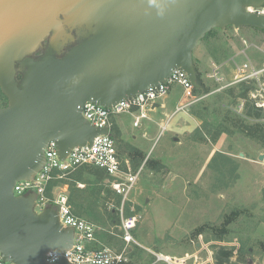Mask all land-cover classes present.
Returning a JSON list of instances; mask_svg holds the SVG:
<instances>
[{"label":"water","instance_id":"1","mask_svg":"<svg viewBox=\"0 0 264 264\" xmlns=\"http://www.w3.org/2000/svg\"><path fill=\"white\" fill-rule=\"evenodd\" d=\"M263 5L264 0H0V91L7 99L0 107L2 259L90 264L64 257L45 261L47 250L72 246L74 230L62 226L53 205L36 212V192L16 195L15 182L40 171L50 140L63 159L71 148L109 133L83 116L85 102L109 107L164 82L177 68L197 87L198 42L228 25L264 30V14L249 9Z\"/></svg>","mask_w":264,"mask_h":264},{"label":"rangeland","instance_id":"2","mask_svg":"<svg viewBox=\"0 0 264 264\" xmlns=\"http://www.w3.org/2000/svg\"><path fill=\"white\" fill-rule=\"evenodd\" d=\"M259 9L264 11V5ZM222 50L227 54H222ZM212 52L222 55L211 58L222 63L227 86L219 88L207 77L209 60L202 70L194 64L207 90L194 93L190 104L176 111L167 129L154 137L152 156L144 155L138 167L140 176L124 205V214L138 216L132 235L142 246L129 247L127 264H217L214 256L220 248L232 251L224 264H264V158H258L264 147L237 129L222 133L216 142L201 140L213 126L226 125V117H240L246 123L264 122V117L247 116L246 100L228 92L232 87L236 94L240 83L245 82L253 87L250 103L255 100V104H264V30L232 25L213 28L198 42L193 61L209 59ZM244 62L258 70V79L233 80L236 67ZM181 94L182 87L174 83L168 92L169 113L176 108ZM161 117L166 121L168 115ZM125 124L133 129L130 116ZM180 124L184 126L179 130L180 135H174L177 137L174 141L171 136ZM187 128L191 129L189 133L184 130ZM115 144L121 159H128L117 141ZM81 177L83 180L75 182L70 177L64 178L60 183H66L64 191L74 213L97 226L96 237L100 241L111 233V238L106 243L103 241L108 244L105 246L119 247L122 242L115 223L120 216L114 212L117 197L111 191L109 195L105 190L99 192L100 188L112 190L111 179L95 182L87 170H82ZM110 208L115 214L111 219L107 216ZM213 226L223 228L217 234L221 237H215L210 228ZM143 247L168 256L170 263ZM238 250L243 254L242 261L236 258Z\"/></svg>","mask_w":264,"mask_h":264},{"label":"built area","instance_id":"3","mask_svg":"<svg viewBox=\"0 0 264 264\" xmlns=\"http://www.w3.org/2000/svg\"><path fill=\"white\" fill-rule=\"evenodd\" d=\"M250 11L264 13L259 8H249ZM207 77L212 79L219 88L227 85L225 75L221 66L216 62H211ZM234 81L258 79V70L251 63L244 62L238 65L234 72ZM177 83L182 87V94L176 110L185 109L192 99H194L193 84L188 74L180 69H174L172 73L162 83L149 86L144 91L133 96L121 99L109 107H105L93 102H85L82 107L83 116L95 127H107L109 133L96 135L90 145L75 146L70 149L65 158L58 156L57 146L50 140L44 149L45 162L34 178L31 180H19L13 186L14 194L24 195L31 191L36 192L34 209L36 212L45 207L53 205L58 211L59 221L64 227H72L74 230L73 244L63 251L49 249L45 252L44 258L48 263H54L64 257L73 263L90 264H125L128 262V249L131 246H141L132 235V230L136 227L138 216L136 214H124V205L129 201V195L140 176L141 168L132 169L128 159H121L115 140L110 135L111 127L117 115L130 113L133 115V125L139 126L141 120L147 117L149 111L155 109L158 100L165 97L171 86ZM189 102V103H187ZM258 106L264 104L256 103ZM264 166V160L262 161ZM85 165L99 167L110 177V186L114 194L120 197L115 210L119 213L120 223L118 225V237L122 241L121 248H111L103 246L88 247L87 244L96 241L97 226L74 213L64 191V184L58 181ZM112 206V204H110ZM111 209V208H110ZM142 247V246H141ZM145 248V247H143ZM151 253H154L152 250ZM154 255L165 262H169V257L162 254ZM186 258H183L185 263ZM175 262L178 263V260ZM180 262V259H179ZM170 263V262H169ZM0 264H13L5 261L0 256Z\"/></svg>","mask_w":264,"mask_h":264},{"label":"trees","instance_id":"4","mask_svg":"<svg viewBox=\"0 0 264 264\" xmlns=\"http://www.w3.org/2000/svg\"><path fill=\"white\" fill-rule=\"evenodd\" d=\"M196 68V66H195ZM197 71V83L198 86L193 88V93H202L205 92L207 89L204 87L205 84L201 78V73L200 71L196 68ZM253 89L252 86H248L245 82L240 83V87H238L237 89V93L234 94V88L230 87L228 89V92L230 94H232L235 98H240V99H244L246 100L245 103V114L247 116H252L254 118H261L264 117L263 114V108L262 106H258L255 104V100H252V102L250 103V100H248L249 98V93L251 92V90ZM2 93L0 92V102L2 99ZM225 121L227 122L226 125H221L218 124L216 126H213L212 129L207 130L208 134L205 133V135L201 136V140L202 141H206V140H210L211 142H216L218 137L222 134V133H233V129H237L240 132H242L245 136L250 137L255 139L262 147H264V122L262 121H255L252 123H246L244 122V120L240 117H226ZM213 130V131H212ZM110 135L113 137V139L115 141H117L119 147L121 148L120 150L122 151L123 154L127 155L129 157L130 160V164L132 169H136L139 167V165L141 164V162L143 161V159L145 158L144 153L142 152V150H140L138 147L125 142L121 139V133H120V129L118 127V125L114 122L112 127H111V132ZM200 140V141H201ZM147 161V160H146ZM161 167V165L157 166ZM82 170H87L95 179V182H99L102 181L105 178H110L103 169L96 167V166H92V165H85L82 167H79L78 169H76L73 173L71 172L67 178H71L72 181H80L83 180V178L81 177V173ZM57 182H64L62 179L58 180V181H54L53 184L57 183ZM73 184V183H72ZM105 190L106 193L109 195L111 192L114 193L111 189L109 188H100L99 192ZM111 191V192H110ZM117 197V203H119L120 201V197L117 196L116 194H114ZM69 198V197H68ZM80 206V205H79ZM79 212L82 213V210L79 207ZM114 212L117 213V211L114 210ZM113 210H109L107 211V216L111 219L115 216ZM228 221V220H227ZM120 220L119 217H116V227L117 225H119ZM211 230L213 231V233L216 235L215 237H221L219 235H217L218 233H221L223 228L222 227H210ZM199 229H203V227H200ZM117 230V229H116ZM119 233V231L117 232ZM111 233L106 235V238L103 239V241L106 243L107 240H109L111 238ZM103 241H100V246L99 244H97L98 248H101L105 245L108 246V244H105ZM121 241V239H120ZM122 242V241H121ZM122 244L117 247V248H121ZM232 256V251L231 250H225L223 248H220L218 251H216L214 259H215V263L217 264H224L226 259H229V257ZM236 258L238 261H242L243 260V254L240 253V251H237V255ZM127 264V263H125Z\"/></svg>","mask_w":264,"mask_h":264},{"label":"crops","instance_id":"5","mask_svg":"<svg viewBox=\"0 0 264 264\" xmlns=\"http://www.w3.org/2000/svg\"><path fill=\"white\" fill-rule=\"evenodd\" d=\"M228 49H230V48H228ZM221 53L224 55L227 54L223 50L221 51ZM215 55L222 56V55H219L218 52H217V54H213V52H212L208 57L209 59L201 58L197 61L194 58V64L197 65L199 70H202L204 68V65H206L208 63V62L206 63L207 60H209V63H208L209 66H210L211 62H215L211 58ZM222 59H224V57ZM216 63H218V62H216ZM220 64H222V63H220ZM169 100H170V98H169L168 94L165 97H163L162 99L158 100V102L155 105L156 106L155 109L148 112L147 117L143 118L141 120V123L139 124V126L133 125V115L130 113H124L127 115H124L123 113L119 114L114 119V122L118 125V127L120 129L121 139L124 140L125 142H128V143L138 147L140 150H142V152L144 153V155L147 158L152 156L150 154V150L153 147L152 141H153L154 137H157V134L159 132L167 129L169 119L177 111L175 108L171 113L168 112L170 107H171V101H169ZM177 101H176V106L179 104V102L177 103ZM162 115H168L166 121L162 120V117H161ZM127 116H130L132 118L133 129H128L129 125L125 124ZM182 126H184V125L180 124L174 130V134L171 136L172 140H174V141L177 140V139H174V137H175L174 135H180L179 130L182 128ZM185 127H189V126H185ZM184 130L189 133L191 129L187 128ZM180 140H181V137H180ZM189 140H191V139H189ZM191 143H195V142L191 141ZM128 160H129V157H128ZM95 236H96V233H95ZM97 244H101V243H100V240L97 239V237H96V241L90 242L89 244H87V246L88 247H95V246H97Z\"/></svg>","mask_w":264,"mask_h":264},{"label":"flooded vegetation","instance_id":"6","mask_svg":"<svg viewBox=\"0 0 264 264\" xmlns=\"http://www.w3.org/2000/svg\"><path fill=\"white\" fill-rule=\"evenodd\" d=\"M45 48H46V43H45L44 47H43L41 50H39V51L37 52V54H38V55L43 54ZM21 75H22V74H21L20 72L17 73V77H16L17 80H20ZM2 95H3V94H2ZM6 104H7V99H6L5 96L3 95V96H2V99H1V102H0V107L5 106Z\"/></svg>","mask_w":264,"mask_h":264}]
</instances>
